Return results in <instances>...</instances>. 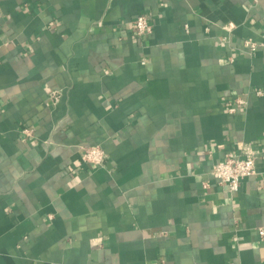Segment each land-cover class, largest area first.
<instances>
[{
    "label": "crops",
    "instance_id": "1",
    "mask_svg": "<svg viewBox=\"0 0 264 264\" xmlns=\"http://www.w3.org/2000/svg\"><path fill=\"white\" fill-rule=\"evenodd\" d=\"M241 143L264 0H0V264H264V156L235 193L211 176Z\"/></svg>",
    "mask_w": 264,
    "mask_h": 264
},
{
    "label": "built area",
    "instance_id": "2",
    "mask_svg": "<svg viewBox=\"0 0 264 264\" xmlns=\"http://www.w3.org/2000/svg\"><path fill=\"white\" fill-rule=\"evenodd\" d=\"M132 26L134 34L137 38L147 36L152 33V25L149 22L147 15L138 14ZM229 27H233L229 25ZM244 47L251 52L257 50L258 44L251 40L244 41ZM231 61V60H230ZM259 93V92H258ZM58 93L52 92L50 94L51 101L55 104L58 99ZM242 103V102H238ZM230 113L235 112L234 108H229ZM237 152H228L224 155L223 159L214 163L211 169V176L218 185L225 186L229 193H235L238 190L241 180L252 176L255 173V162L259 155L264 156V146L256 150L248 143H241L238 145ZM83 161L93 167L102 166L106 159V154L100 146L89 145L83 149ZM208 183H204L206 188ZM258 234L264 236V228L258 229Z\"/></svg>",
    "mask_w": 264,
    "mask_h": 264
}]
</instances>
